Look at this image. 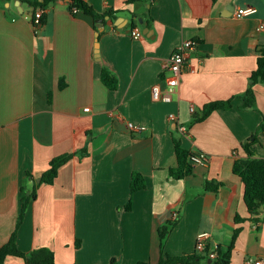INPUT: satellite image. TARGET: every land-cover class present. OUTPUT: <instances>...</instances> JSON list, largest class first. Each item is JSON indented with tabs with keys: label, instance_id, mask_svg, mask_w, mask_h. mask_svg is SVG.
Wrapping results in <instances>:
<instances>
[{
	"label": "crops",
	"instance_id": "obj_1",
	"mask_svg": "<svg viewBox=\"0 0 264 264\" xmlns=\"http://www.w3.org/2000/svg\"><path fill=\"white\" fill-rule=\"evenodd\" d=\"M84 3L98 18L56 0L35 29L25 3L0 0V247L16 231L20 252L47 248L55 264H157L158 229L171 224L168 256L207 259L231 245L229 264H264V206L248 214L232 173L249 153L264 159V84L251 86L252 108L240 107L264 46V0ZM248 6L254 15L235 16ZM184 41L196 46L171 101H153L164 62ZM103 70L115 77L113 90ZM225 101L230 107L194 121L206 105ZM174 139L208 163L172 178ZM63 155L72 156L52 183H41ZM134 173L144 188L130 194ZM32 194L19 220L21 199ZM200 233L208 234L207 254L195 251ZM4 264L26 263L8 256Z\"/></svg>",
	"mask_w": 264,
	"mask_h": 264
},
{
	"label": "trees",
	"instance_id": "obj_2",
	"mask_svg": "<svg viewBox=\"0 0 264 264\" xmlns=\"http://www.w3.org/2000/svg\"><path fill=\"white\" fill-rule=\"evenodd\" d=\"M25 3L34 15L35 11L38 9H45L48 5L52 4L56 0H20ZM129 3L139 2L141 0H127ZM68 7L70 12L73 9L82 12L83 14L90 16L91 18H98L94 10L85 4L81 0H68ZM33 19V17H32ZM44 18L40 19V24H43ZM102 83L109 89H114L116 87L115 77L108 72L103 70L101 73ZM254 84H264V46L258 51V56L256 59V69L250 74L249 77V88L240 97L241 105L243 109H250L254 105V95L250 90L251 86ZM230 107V101L225 102H213L206 105L203 108L202 116L200 118L194 119V121H200L206 118L211 112L219 109H225ZM259 130H264V126H261ZM174 150L177 160V166L169 171L172 178L182 179L189 175L194 166L191 163V158L196 155V153L187 152L180 148V143L178 140H173ZM72 155H63L54 158L49 163L48 170L42 175L41 183H52L56 176L57 169L67 162ZM232 173L237 176L244 187L243 201L247 212L251 216H256L259 214L261 207L264 206V159H254L251 154L245 159H238L232 166ZM144 188V179L137 173L132 174L130 180V194L136 191L142 190ZM205 190H210L216 192L217 187L213 184L206 183ZM34 199V194L21 199V210L19 215V220L21 219L29 200ZM126 210L130 209V201L125 207ZM18 220V223H19ZM239 220V219H236ZM257 221V219H255ZM171 224L165 225L158 229V237L160 241V252L161 257L157 264H207L210 260L205 259L203 256H199L196 253L182 255V256H168L163 253V243L167 234L169 233ZM237 234V230L234 231V236ZM231 245L227 249L216 248L214 250L216 257L211 259L210 264H229ZM208 252V247L205 248V254ZM8 256H13L20 258L26 264H55L53 253L47 248L36 249L29 254H24L20 252L16 246V231H14L8 241L0 247V264H4V260ZM110 264H117L115 260H111ZM136 264H150L146 262H138Z\"/></svg>",
	"mask_w": 264,
	"mask_h": 264
},
{
	"label": "built area",
	"instance_id": "obj_3",
	"mask_svg": "<svg viewBox=\"0 0 264 264\" xmlns=\"http://www.w3.org/2000/svg\"><path fill=\"white\" fill-rule=\"evenodd\" d=\"M85 2L86 0H81ZM78 10L73 9L72 14H76ZM256 13V8L254 6H248L243 9H238L235 12L236 17H248L254 15ZM42 17V10L38 9L35 11L32 19V27L38 28L40 26V19ZM264 27H260L262 29ZM129 35L132 39L137 40L140 38V32L136 28H132L129 32ZM196 42L194 41H184L172 54L171 56L164 62L163 70L167 73L164 75L158 84L154 85L151 88V98L156 102H164L169 103L171 101V96L175 92L176 87L179 83V78L185 68L189 53L195 48ZM87 109H85L86 111ZM190 112H193V109H190ZM171 120H174V117L170 116ZM127 128L136 132L140 129L134 127L131 124L127 125ZM178 131L181 134L185 133V128L182 126H178ZM191 163L193 166H202L204 167L208 163V157L202 153H196L195 156L191 158ZM177 218L176 213H172L170 216L171 220H175ZM208 239L207 233H200L196 237L195 242V251L198 253H203L206 248V241ZM209 259H214L216 254L214 251L208 254ZM253 264H262L261 261H256Z\"/></svg>",
	"mask_w": 264,
	"mask_h": 264
},
{
	"label": "water",
	"instance_id": "obj_4",
	"mask_svg": "<svg viewBox=\"0 0 264 264\" xmlns=\"http://www.w3.org/2000/svg\"><path fill=\"white\" fill-rule=\"evenodd\" d=\"M97 54V53H96ZM211 263V260H209L208 262H207V264H210Z\"/></svg>",
	"mask_w": 264,
	"mask_h": 264
}]
</instances>
